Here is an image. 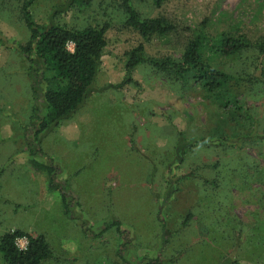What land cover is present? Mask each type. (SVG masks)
Listing matches in <instances>:
<instances>
[{
    "label": "rangeland",
    "instance_id": "1",
    "mask_svg": "<svg viewBox=\"0 0 264 264\" xmlns=\"http://www.w3.org/2000/svg\"><path fill=\"white\" fill-rule=\"evenodd\" d=\"M22 1L0 0V236L44 235L55 258L44 264H146L158 253L167 264H264V84L254 77L264 56L204 52L231 77L215 92L191 78L168 80L147 62L180 58L199 32L264 42V0H164L159 8L134 0L142 18L175 26L148 39L126 25L118 0H35L41 26H108L86 103L37 137L45 85L33 71L41 65L15 47L29 38ZM138 46L140 62L127 72ZM223 137L249 139L197 143ZM31 160L52 167L73 198L67 215ZM116 221L122 234L94 235Z\"/></svg>",
    "mask_w": 264,
    "mask_h": 264
},
{
    "label": "trees",
    "instance_id": "2",
    "mask_svg": "<svg viewBox=\"0 0 264 264\" xmlns=\"http://www.w3.org/2000/svg\"><path fill=\"white\" fill-rule=\"evenodd\" d=\"M34 1L23 0L21 3L19 12L29 32V38L23 45L15 47L32 64L35 65V61H37L41 65L42 72L39 68L34 67L33 69L34 73L38 75L39 81L45 85L43 97L46 103V113L43 118L38 119L39 125L34 133V136L37 137L50 127L59 125L86 103L92 93L101 54L107 45L106 32L108 26L106 24L84 28L60 25L41 26L33 20L31 13ZM118 1L127 15L126 25L136 31L141 38L148 39L154 35L166 36L175 32L174 24L164 18H142L133 5L134 0ZM73 2L77 5L87 6L90 1L73 0ZM151 2L154 7L159 8L164 0H151ZM0 43H3L1 37ZM249 50H254L261 60L264 56V42H252L245 36L228 34H221L217 39H208L203 32H199L186 42L180 58L166 57L161 60L151 58L147 62L157 73L168 80L182 82L191 78L196 85L208 92H215L221 90L231 77L229 74L207 64L203 60V53L207 52L229 58ZM141 51L142 46H138L129 53L130 58L125 66L127 72H130L140 62L139 53ZM254 77L256 81L264 84L263 69L260 68ZM245 139L249 138L202 139L198 140L197 143H219L230 146L239 144ZM175 157L180 159L179 150ZM30 163L36 171L47 174V187L50 191H56L60 194L63 211L67 215L73 198L56 183L53 168L36 160H31ZM189 217L190 215H187L183 223L187 222ZM119 224L117 221L106 224L100 232L94 235L100 237L110 229L122 234ZM22 238L26 239V245L23 249L17 244L18 240ZM53 258L49 244L42 234L31 235L20 230H11L0 236V260L3 264H44ZM125 263L130 264L127 261ZM146 264L167 263L161 259V253H158ZM232 264L240 263L234 262Z\"/></svg>",
    "mask_w": 264,
    "mask_h": 264
},
{
    "label": "built area",
    "instance_id": "3",
    "mask_svg": "<svg viewBox=\"0 0 264 264\" xmlns=\"http://www.w3.org/2000/svg\"><path fill=\"white\" fill-rule=\"evenodd\" d=\"M22 239H24V238H22ZM20 240H21V239H20ZM20 240H18V242H19ZM18 242H17V244H18ZM25 245H26V243H25ZM18 246H19V245H18ZM24 247H25V246H24ZM24 247H23V248H24ZM23 248H21V249H23Z\"/></svg>",
    "mask_w": 264,
    "mask_h": 264
}]
</instances>
